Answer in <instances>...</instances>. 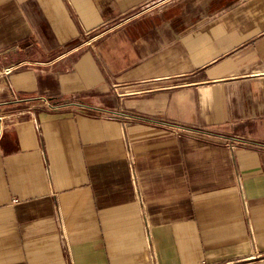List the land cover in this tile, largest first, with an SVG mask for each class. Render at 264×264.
Here are the masks:
<instances>
[{
  "label": "crops",
  "instance_id": "0c3cea01",
  "mask_svg": "<svg viewBox=\"0 0 264 264\" xmlns=\"http://www.w3.org/2000/svg\"><path fill=\"white\" fill-rule=\"evenodd\" d=\"M0 264H264V0H0Z\"/></svg>",
  "mask_w": 264,
  "mask_h": 264
},
{
  "label": "built area",
  "instance_id": "2783aa9c",
  "mask_svg": "<svg viewBox=\"0 0 264 264\" xmlns=\"http://www.w3.org/2000/svg\"><path fill=\"white\" fill-rule=\"evenodd\" d=\"M9 71H10V68H5V69L2 71V73H3V74H7ZM34 99L39 100V101H42L44 104H46V105L49 106L50 108H56V107L59 106V105H57V104L52 103L51 101H49V100L47 99V97L44 96V95H40V96L34 97Z\"/></svg>",
  "mask_w": 264,
  "mask_h": 264
}]
</instances>
